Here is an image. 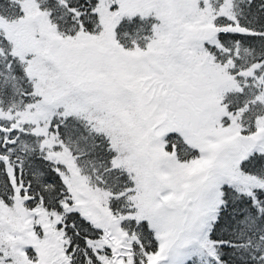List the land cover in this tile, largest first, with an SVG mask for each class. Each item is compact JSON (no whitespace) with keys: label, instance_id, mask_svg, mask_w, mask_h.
Wrapping results in <instances>:
<instances>
[{"label":"snow or ice","instance_id":"snow-or-ice-1","mask_svg":"<svg viewBox=\"0 0 264 264\" xmlns=\"http://www.w3.org/2000/svg\"><path fill=\"white\" fill-rule=\"evenodd\" d=\"M0 264H264V0H0Z\"/></svg>","mask_w":264,"mask_h":264}]
</instances>
